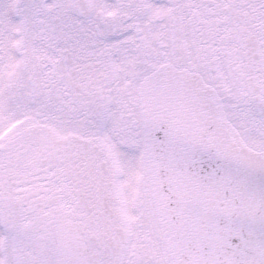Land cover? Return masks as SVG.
Instances as JSON below:
<instances>
[{
    "label": "snow or ice",
    "instance_id": "snow-or-ice-1",
    "mask_svg": "<svg viewBox=\"0 0 264 264\" xmlns=\"http://www.w3.org/2000/svg\"><path fill=\"white\" fill-rule=\"evenodd\" d=\"M0 264H264V0H0Z\"/></svg>",
    "mask_w": 264,
    "mask_h": 264
}]
</instances>
